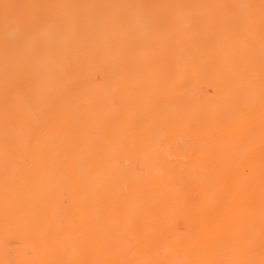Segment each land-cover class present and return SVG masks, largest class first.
<instances>
[{
  "label": "bare ground",
  "instance_id": "bare-ground-1",
  "mask_svg": "<svg viewBox=\"0 0 264 264\" xmlns=\"http://www.w3.org/2000/svg\"><path fill=\"white\" fill-rule=\"evenodd\" d=\"M0 264H264V0H0Z\"/></svg>",
  "mask_w": 264,
  "mask_h": 264
}]
</instances>
